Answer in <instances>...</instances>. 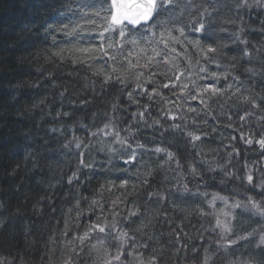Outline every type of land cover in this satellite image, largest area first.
Instances as JSON below:
<instances>
[{
  "label": "trees",
  "instance_id": "trees-1",
  "mask_svg": "<svg viewBox=\"0 0 264 264\" xmlns=\"http://www.w3.org/2000/svg\"><path fill=\"white\" fill-rule=\"evenodd\" d=\"M196 2L207 40L180 0L167 30L127 29L125 54L101 37L105 56L80 0H0V264H264V0ZM99 104L116 125L69 144ZM36 128L49 153L27 147ZM220 198L236 207L215 225Z\"/></svg>",
  "mask_w": 264,
  "mask_h": 264
},
{
  "label": "snow or ice",
  "instance_id": "snow-or-ice-1",
  "mask_svg": "<svg viewBox=\"0 0 264 264\" xmlns=\"http://www.w3.org/2000/svg\"><path fill=\"white\" fill-rule=\"evenodd\" d=\"M107 4L108 0H80L77 9L69 10L73 11L74 15L78 11L81 13L82 17L91 14L95 17L105 19L106 21H108V13L110 11L109 27H106L104 32L100 33L102 38L104 37V33L110 30L111 26L120 25L124 21H127L133 26L140 25L141 23L148 24L151 21H155L154 27H163L167 30L169 24H175L180 20V16L175 14V8L180 7L178 0H111V9L105 7ZM239 6L241 5L238 3L237 7ZM86 9L94 11H85ZM184 11H187L191 20L195 21V23L190 25L191 29L195 32L204 31L207 23L205 18H211L212 16V12L204 6V3H197L196 0H185L183 8L181 9V15H183ZM213 11H215V7H213ZM176 30L180 33V36H184L185 32L183 27L177 28ZM120 36L125 37V32L123 30H120ZM173 39L176 38L173 37ZM131 42L135 43L136 41L132 40ZM215 51H217L215 48H207V52ZM247 54L248 53L245 52V55ZM164 86L167 87L168 85ZM212 91L215 92L218 90L213 89ZM193 98L195 99V97ZM193 139H199V137H193ZM261 144L264 146V141H262ZM156 151L160 152L162 150L157 148ZM169 156H171V153H169ZM248 179L251 181L252 177L249 176ZM99 230L101 232L104 231L103 228Z\"/></svg>",
  "mask_w": 264,
  "mask_h": 264
},
{
  "label": "bare ground",
  "instance_id": "bare-ground-1",
  "mask_svg": "<svg viewBox=\"0 0 264 264\" xmlns=\"http://www.w3.org/2000/svg\"><path fill=\"white\" fill-rule=\"evenodd\" d=\"M179 1L180 0H178V2ZM107 6L109 7V9H111V7H110V0H108V4L105 7L107 8ZM110 15H111V12L109 11L108 26H109V22H110ZM105 21H106L105 19H102V22L100 23V25L98 27L99 28L98 31L104 32V29L107 27ZM154 23H153V21H151V22H149L148 24H146L144 26H139V27H136V28L127 27L126 25H121V26H118V27L111 26V29L108 32H105L104 33L103 39H109L111 41V44L110 45H114V47H116L120 51L121 54H125L129 50H131L132 48L129 46V44L125 40L120 39L119 32H117L115 30H122V29H133V30H136V29H139V28H146L147 29V27L151 25L149 27V29H148L149 33L152 32L155 35H157L158 34V31L161 30L162 27H154L153 26ZM197 26H199V25H197ZM113 29H115V30H113ZM191 30H192L191 27L190 26H187V33L186 34L188 35V37L193 38L194 36H196L197 34H199L201 36L200 39H204V40H207L208 39L207 38L206 29L204 31H202L201 33L200 32H195V31L192 32ZM93 38H96L97 39V44L95 43V46L94 47H98V52H101V54H104L105 56H110V52L107 51L108 50V47L110 45H105L102 42L101 43H98V41L101 38L100 34H97V36L95 35ZM84 39L85 40L86 39L89 40V38L87 36H84ZM101 41H103V40H101ZM87 43H88V41L86 40L85 44H87ZM92 50H94L92 45L91 46H87L85 48V50H84V52H85L84 55L85 56H91V57H86V58H89L90 59L89 61H91V63H94V65H100L103 62V60L102 59H95V54H94V51H92ZM122 57H121V59H123ZM105 74L106 73H104V75ZM220 77H221V75H219L218 74V71H217L216 74L214 75V78H219L220 79ZM123 82L125 83L127 81L123 78ZM99 105H100V108H97L95 111H92L89 114L88 119L84 120V121L87 122V124H85V125L83 124L82 130H80V132H78L79 130L75 131V133L73 134L74 139H72V141H68V142H70L69 144H74V143L78 142L76 136L79 137L78 136L79 134H85L86 135V138H88L91 142H94V140L97 138L96 137L97 134H94V132L96 130L101 129L104 126H107L109 124L116 125V122L113 119H106V121H104V122L100 121V119L104 116V114L103 113H100V112L103 111V109H104V107H106V105L105 104H99ZM40 109H41V107L39 108V110L37 112V114L39 115V119L42 118V112H41L42 110H40ZM40 120H42V122L44 121L43 118L40 119ZM99 121H100V123H98ZM39 125H41V124H39ZM81 125H82V123H81ZM57 127H58V124L57 123L51 122L49 124V126H47V130L48 129H55ZM37 131L38 130L36 128V130L32 134V136L30 138H28V139H25L24 141L27 142V147L32 148L31 150H33L36 153H38V152L40 153L41 152V154H43V153L48 152V149H50V145L49 144H46L44 142H41L40 144L39 143L37 144V142L39 141V138L38 137H40V138L46 137L44 135V131L43 132L41 131V133L40 132H37ZM52 132H54V131L52 130ZM71 136H72V133H71ZM47 137H50V136L48 135ZM68 142H65V143H68ZM61 144H64V143H61ZM115 144H117V145L120 146V143H115ZM80 154H83V153H81L80 150H78V149H68L66 151V153H65V151H63L62 157L64 155L65 158H61L60 159V162H61L62 159H66L67 157L68 158H79ZM22 155H23V158L22 157L21 158H22L23 162L25 163L28 154H25V155L22 154ZM31 157L32 156H30L29 158H31ZM49 166L50 167L48 169H50L52 167L51 164H49ZM8 176H7L8 178H5V181L6 182L14 179L13 176H10V175H8ZM22 177H25L24 182H25L26 179H29L30 177H31L30 179H33V180H37L38 179L35 176H30L29 177L28 176V173H24V175ZM21 181H23L22 178H21ZM34 185H36V184L34 183ZM26 250L28 252H31L29 249H26Z\"/></svg>",
  "mask_w": 264,
  "mask_h": 264
},
{
  "label": "rangeland",
  "instance_id": "rangeland-1",
  "mask_svg": "<svg viewBox=\"0 0 264 264\" xmlns=\"http://www.w3.org/2000/svg\"><path fill=\"white\" fill-rule=\"evenodd\" d=\"M263 193V192H262ZM243 194H248L250 195L248 197V203H249V207L250 208H254L255 211L256 209L258 208L260 202L259 200H257L256 198H254V196L250 193L248 187H245L244 190H243ZM260 196V195H258ZM220 202L222 204L218 205V203H214L213 205V211H212V215H213V224L216 225V223H222L223 220L221 219H225L226 221L229 219L228 217H226L224 215V212L227 210V209H232L234 207H236V204L234 205H231V204H228V199H223V198H220ZM233 206V207H232ZM262 213L264 214V207L262 209ZM218 220V222H217ZM231 220V218H230ZM221 221V222H220ZM222 226H225V228H228L229 226L226 224H223ZM221 226V227H222ZM216 227V226H215Z\"/></svg>",
  "mask_w": 264,
  "mask_h": 264
},
{
  "label": "water",
  "instance_id": "water-1",
  "mask_svg": "<svg viewBox=\"0 0 264 264\" xmlns=\"http://www.w3.org/2000/svg\"><path fill=\"white\" fill-rule=\"evenodd\" d=\"M110 7H111V0H110ZM121 25H126L127 27L136 28V27H139V26H144L146 24L145 23H141L140 25L133 26V25L129 24L127 21H124L120 25H114V27H118V26H121Z\"/></svg>",
  "mask_w": 264,
  "mask_h": 264
}]
</instances>
